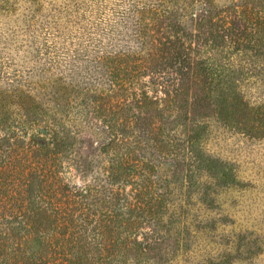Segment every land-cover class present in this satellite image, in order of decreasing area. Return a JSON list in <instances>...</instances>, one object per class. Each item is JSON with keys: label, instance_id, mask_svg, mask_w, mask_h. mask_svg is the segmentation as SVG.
<instances>
[{"label": "rangeland", "instance_id": "rangeland-1", "mask_svg": "<svg viewBox=\"0 0 264 264\" xmlns=\"http://www.w3.org/2000/svg\"><path fill=\"white\" fill-rule=\"evenodd\" d=\"M157 1L0 0V120L10 124L15 117L14 88L37 100L44 86L57 87L59 96H48L39 123L58 118L61 110L81 114V122L61 120L71 140L58 162L66 181H91L108 160L92 134L99 121L90 119L99 92L84 88L93 62L134 55L141 40L158 53L161 45L148 34L186 45H193L187 35H198L190 57L205 86L199 84L203 77L184 84L169 105L161 86L148 80L168 77L163 83L171 90L178 80L173 69L143 79L148 93L163 100L162 112L168 108L167 137L159 133L140 150L154 166L168 211L161 216V241L138 264H264V25L261 18L252 34L235 20L234 31L243 28L235 43L238 36L227 25L209 19L212 13L232 17L239 5L264 15V0H168L169 11L156 18L150 9ZM72 64L81 69L78 77ZM70 79H78L77 88H70ZM167 142L181 148L183 159L186 153L202 158L176 168Z\"/></svg>", "mask_w": 264, "mask_h": 264}, {"label": "trees", "instance_id": "trees-1", "mask_svg": "<svg viewBox=\"0 0 264 264\" xmlns=\"http://www.w3.org/2000/svg\"><path fill=\"white\" fill-rule=\"evenodd\" d=\"M167 4L168 0H158L150 11L156 18L164 16ZM261 18L264 25L261 12L243 5L234 9L232 17L217 13L209 17L211 23L227 25L238 36L235 43H241L243 28L254 34ZM235 20L242 22V30L234 31ZM197 23L205 24L202 18ZM148 37L161 45L158 53L141 40L134 55L98 57L89 70L90 82H84L86 91L99 92L90 111L92 122L99 121L92 134L108 158L100 176L91 181H66L58 162L71 140L61 120L81 122V114L72 109L62 114L61 110L58 118L40 125L45 115L42 105L50 101L48 96H59L57 87L44 86L37 100L13 89L9 98L18 110L10 124L0 120V264H138L161 241L158 230L161 216L168 211L167 195L160 191L154 166L140 150L159 133L165 140L168 108L162 112L159 103L163 100L148 93L143 79L147 73L158 76L166 67L173 69L178 80L171 90L163 83L168 77L148 80L161 86L170 105L184 84L203 76L190 57L192 46L200 42L198 35H187L193 45L166 36ZM71 70L73 78L80 75L75 64ZM200 80V86H205L206 78ZM78 83L70 79V88H77ZM166 146L175 151L170 156L178 159L176 168L184 164L189 168L192 161L202 158L185 152L183 159L178 153L181 148L174 149L169 142ZM80 159L78 154L72 161Z\"/></svg>", "mask_w": 264, "mask_h": 264}]
</instances>
